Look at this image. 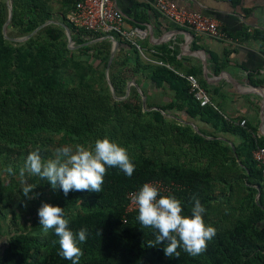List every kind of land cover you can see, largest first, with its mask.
<instances>
[{"label": "trees", "instance_id": "obj_1", "mask_svg": "<svg viewBox=\"0 0 264 264\" xmlns=\"http://www.w3.org/2000/svg\"><path fill=\"white\" fill-rule=\"evenodd\" d=\"M10 1L5 39L8 6L0 0V264H71L58 255L54 229L42 232V203L64 208L74 232L88 229L80 264H264V177L252 159L264 140L233 127L212 108L200 107L185 80L144 62L136 48L118 37L108 71L115 97L124 98L127 83L137 79L126 98L115 100L105 76L112 49L106 35L74 27L67 12H54L50 0ZM78 1L60 4L67 10ZM229 1L237 5L240 0ZM50 20L56 24L26 41L12 40ZM63 26L74 49L67 47ZM160 54L163 62H173L169 51L162 48ZM141 78L157 89L167 85L171 101L147 99L144 110ZM172 112L206 124L214 133L167 116ZM223 134L238 137L240 144L218 139ZM105 135L127 148L135 164L130 178L119 168H108L100 193L70 191L67 196L39 178L29 194L34 198L23 197L16 176L31 151L38 147L47 160L57 147L87 146ZM8 166L12 175L5 171ZM154 180L180 186L173 195L182 201L184 214H190L193 196L205 207L203 218L216 235L202 254L192 257L178 248L179 258L166 257L167 241L150 247L156 230L139 223L138 211L125 214L127 193Z\"/></svg>", "mask_w": 264, "mask_h": 264}, {"label": "crops", "instance_id": "obj_2", "mask_svg": "<svg viewBox=\"0 0 264 264\" xmlns=\"http://www.w3.org/2000/svg\"><path fill=\"white\" fill-rule=\"evenodd\" d=\"M50 1L57 13L71 10L61 6L62 0ZM114 1L125 17L126 28L147 30V38L139 40L145 50L155 51L158 59L162 48L169 51L174 59L168 65L184 74L191 72L227 122L255 140H264V0H240L237 5L229 0H171L180 9L216 21L233 43L213 40L172 24L153 8V0ZM115 41L119 44L117 38ZM124 51L133 55L129 47H124ZM140 83L139 92L145 94L146 100L167 103L174 96L167 85L157 89L143 78ZM169 116L214 133L208 125L189 121L181 113L172 112ZM240 121H245L244 126L239 125ZM218 139L230 145L240 144V139L230 134Z\"/></svg>", "mask_w": 264, "mask_h": 264}, {"label": "clouds", "instance_id": "obj_3", "mask_svg": "<svg viewBox=\"0 0 264 264\" xmlns=\"http://www.w3.org/2000/svg\"><path fill=\"white\" fill-rule=\"evenodd\" d=\"M108 168H119L130 178L135 164L126 147L105 135L87 146L76 143L57 147L53 158L47 160L42 159L37 147L27 155L19 175L24 177L27 172L39 176L47 180L53 190L59 187L67 196L70 191L100 193ZM5 171L9 175L14 172L11 166ZM21 182L25 185L22 189L23 197L34 198L29 194L36 185L28 184L26 180ZM191 200L193 206L190 214H184L180 199L170 192L160 195V189L152 183H145L133 194V202L138 211L137 220L143 227L155 229L157 233L155 242L150 247L167 241L163 251L169 258H179L178 248L192 257L206 250L207 243L216 235V229L205 223L203 217L206 209L200 200L196 196ZM38 217L43 234L54 229L60 249L58 255L70 260L71 264H80L84 254L81 244L87 239L88 229L82 227L74 232L69 228L64 208L48 203H42L38 209Z\"/></svg>", "mask_w": 264, "mask_h": 264}, {"label": "built area", "instance_id": "obj_4", "mask_svg": "<svg viewBox=\"0 0 264 264\" xmlns=\"http://www.w3.org/2000/svg\"><path fill=\"white\" fill-rule=\"evenodd\" d=\"M153 8L162 17L178 27L189 29L196 34L205 35L213 40L234 42L232 38L220 29L216 21L200 13L180 9L171 0H153ZM66 19L76 28L98 35H106V38L112 44L117 37L124 40L138 50L144 62L153 66L164 67L185 80L189 86L190 93L193 95V99L200 107H210L226 119L194 75L184 74L173 69L170 65L158 59V54L155 51L145 50L139 45V40L147 38V30L139 27L126 28L125 17L117 8L114 0H80L67 13ZM244 124L245 121H240L239 123L240 126H244ZM252 159L260 167L261 174L264 177V147L254 149ZM148 183L156 185L160 189V195H166L169 192L173 194L175 189L180 188L174 182L165 183L160 180H154ZM136 192L130 191L127 193L125 214L137 211V206L133 202V194Z\"/></svg>", "mask_w": 264, "mask_h": 264}, {"label": "water", "instance_id": "obj_5", "mask_svg": "<svg viewBox=\"0 0 264 264\" xmlns=\"http://www.w3.org/2000/svg\"><path fill=\"white\" fill-rule=\"evenodd\" d=\"M7 2V6H8V20L6 21V23L3 25V28H2V34L4 36L5 39H7L6 37V28H7V25L9 24V21L11 19V15H12V7H11V4H10V0H6ZM56 24V22L50 20L46 23H44L43 25L39 26L37 29H35L32 33H30L29 35H27L26 37H23V38H16V39H12L14 42H24L26 41L27 39H29L30 37H32L39 29H41L42 27L46 26V25H49V24ZM64 30H65V33H66V37H67V47L69 49H74V44L72 42V39H71V35H70V31L68 29V27L66 26H63ZM118 48V42L117 41H114V43L112 44V49H111V54H110V58H109V61H108V64H107V67H106V70H105V76H106V79H107V82H108V85L110 87V91H111V94L113 96V98L115 100H123L124 98H126L129 94V89L131 86H135L136 87V84L134 81H130L127 83V87H126V95L124 98H116L115 97V94H114V90L108 80V71H109V67L111 65V62H112V59L115 55V52ZM141 94V92H140ZM141 98H142V107L143 109L145 110V105H146V97L144 95L141 94ZM152 110H157V108H152ZM169 116V115H167ZM170 117V116H169ZM190 124V123H189ZM190 126H192V124H190ZM196 131L198 130L195 126H192ZM259 193L256 197V200H258V197H259Z\"/></svg>", "mask_w": 264, "mask_h": 264}, {"label": "rangeland", "instance_id": "obj_6", "mask_svg": "<svg viewBox=\"0 0 264 264\" xmlns=\"http://www.w3.org/2000/svg\"><path fill=\"white\" fill-rule=\"evenodd\" d=\"M11 2V1H10ZM54 9V7H53ZM55 13H57V11L54 10ZM139 42V45H141L142 48H145L143 45V43L141 41H138ZM186 122V120H185ZM55 151V150H54ZM18 179H20V181L22 180H26L28 184H32V185H36V182L39 181V176H36V175H31L29 173H25V176L24 177H20V175L18 174L16 176ZM21 186L24 187L25 185L21 182ZM36 189V187L34 188ZM49 189L46 188V191H48ZM47 193V192H46ZM4 241V237L3 238H0V248L2 246V242Z\"/></svg>", "mask_w": 264, "mask_h": 264}]
</instances>
